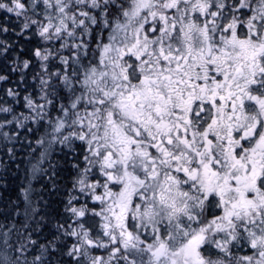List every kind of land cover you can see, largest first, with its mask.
I'll return each mask as SVG.
<instances>
[{
	"label": "snow or ice",
	"instance_id": "snow-or-ice-1",
	"mask_svg": "<svg viewBox=\"0 0 264 264\" xmlns=\"http://www.w3.org/2000/svg\"><path fill=\"white\" fill-rule=\"evenodd\" d=\"M0 9L23 17L18 37L39 38L13 71L22 65L23 81L38 68L40 93L24 96L28 112L0 105L12 117L0 119V140L32 133L28 121L45 128L21 198L0 213V264H264V0ZM9 48L0 39V54ZM76 142L63 212H43L31 180L56 187L58 175L45 145Z\"/></svg>",
	"mask_w": 264,
	"mask_h": 264
},
{
	"label": "trees",
	"instance_id": "trees-1",
	"mask_svg": "<svg viewBox=\"0 0 264 264\" xmlns=\"http://www.w3.org/2000/svg\"><path fill=\"white\" fill-rule=\"evenodd\" d=\"M0 2H7V0H0ZM22 24L23 17L17 18L14 13H7L6 10L0 9V28H9V32L0 33V39L6 40L10 45L7 52L0 54V75L7 77L6 81H0V105L13 108L15 113L28 112V109L24 107L25 95L32 93L38 97L40 94L39 80L33 79V74L39 70L38 68L23 70L26 73L23 81H21L22 65L21 68L13 71V68L16 67L15 61L17 58L21 61L27 59L39 43V38L27 30L19 37L16 35L20 31ZM56 46L58 47L59 45L57 44ZM53 63H56V61H53ZM51 70L55 71V68L53 67ZM9 88L16 89L19 92V96L17 98L8 97L6 92ZM52 115L55 116L56 113L53 112ZM5 116L8 119L12 118L7 113H0V119ZM27 123L28 127L33 129L32 133H28L25 136L24 132L26 129H21L18 141L4 142L0 140V213L6 214L11 210V204L21 198V186L28 183L25 178L26 171L31 166L28 161L31 159L34 162L35 158L39 157L40 152L44 150L38 148L35 142L43 135L45 128L33 124L31 121ZM8 130L10 129H5V131ZM11 130H14V126H12ZM29 142L34 148L38 149L34 157L29 156L32 151L28 147ZM8 147H14V159L9 158ZM48 151L51 153L49 158L58 173L55 177L56 187H53L52 182L47 177L41 179L39 173H36L34 178H32L31 186L33 189V200L39 201V207L42 211L56 215L63 212L64 202L69 198L68 189H71L73 178L76 176V170L72 168V164L76 162V159L72 155V151H69L63 145L55 144L51 151ZM47 167L48 165L45 164V168ZM71 195L78 196L79 194L73 191ZM80 202H83L82 198ZM76 206L78 207L79 204ZM98 254L106 255L103 252Z\"/></svg>",
	"mask_w": 264,
	"mask_h": 264
},
{
	"label": "flooded vegetation",
	"instance_id": "flooded-vegetation-1",
	"mask_svg": "<svg viewBox=\"0 0 264 264\" xmlns=\"http://www.w3.org/2000/svg\"><path fill=\"white\" fill-rule=\"evenodd\" d=\"M72 153H73L72 155H74V157L82 158V156H83V147L80 145L79 142H76L75 151H72ZM216 214L219 215V213H216Z\"/></svg>",
	"mask_w": 264,
	"mask_h": 264
},
{
	"label": "rangeland",
	"instance_id": "rangeland-1",
	"mask_svg": "<svg viewBox=\"0 0 264 264\" xmlns=\"http://www.w3.org/2000/svg\"><path fill=\"white\" fill-rule=\"evenodd\" d=\"M55 144H53V145H51L50 147L46 144L45 145V148H48V150H50L51 151V149H52V147L54 146ZM211 218V217H210ZM242 255L243 254H248L247 252H244V253H241Z\"/></svg>",
	"mask_w": 264,
	"mask_h": 264
}]
</instances>
